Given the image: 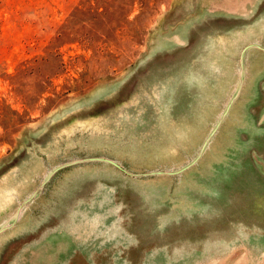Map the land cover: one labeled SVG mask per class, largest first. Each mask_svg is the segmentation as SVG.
Instances as JSON below:
<instances>
[{
  "label": "rangeland",
  "instance_id": "1",
  "mask_svg": "<svg viewBox=\"0 0 264 264\" xmlns=\"http://www.w3.org/2000/svg\"><path fill=\"white\" fill-rule=\"evenodd\" d=\"M0 264H264V0H0Z\"/></svg>",
  "mask_w": 264,
  "mask_h": 264
}]
</instances>
